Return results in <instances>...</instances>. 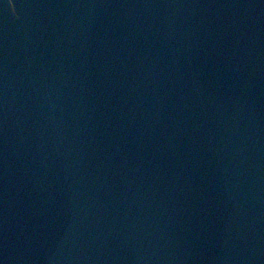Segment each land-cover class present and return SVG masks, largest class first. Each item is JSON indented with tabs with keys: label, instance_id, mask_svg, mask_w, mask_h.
<instances>
[{
	"label": "water",
	"instance_id": "water-1",
	"mask_svg": "<svg viewBox=\"0 0 264 264\" xmlns=\"http://www.w3.org/2000/svg\"><path fill=\"white\" fill-rule=\"evenodd\" d=\"M0 264H264V0H0Z\"/></svg>",
	"mask_w": 264,
	"mask_h": 264
}]
</instances>
